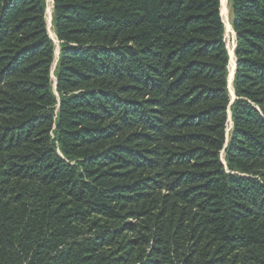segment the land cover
<instances>
[{"label":"trees","instance_id":"trees-1","mask_svg":"<svg viewBox=\"0 0 264 264\" xmlns=\"http://www.w3.org/2000/svg\"><path fill=\"white\" fill-rule=\"evenodd\" d=\"M229 3L232 103L220 0H52L55 88L47 0H0V264H264V0Z\"/></svg>","mask_w":264,"mask_h":264},{"label":"rangeland","instance_id":"rangeland-1","mask_svg":"<svg viewBox=\"0 0 264 264\" xmlns=\"http://www.w3.org/2000/svg\"><path fill=\"white\" fill-rule=\"evenodd\" d=\"M230 8H231V5L229 3V0H221L220 1V7H219V10H220V15H221V18L225 21V22H228L231 26V23H230ZM49 16V17H48ZM47 18H46V29H47V33L51 32L50 29L52 30L53 32V27H52V13L50 15H48ZM226 17V18H225ZM224 40H225V44H226V47H227V50H228V53H231V48L233 47V44L235 43V32H234V35L232 34V32L228 29V27H226L225 23H224ZM232 28V27H231ZM52 38V37H51ZM53 41H54V44H55V48H57L58 50V53H59V41L57 40L55 34H54V38H52ZM57 45V47H56ZM235 45V44H234ZM235 48V46H234ZM230 50V51H229ZM54 61H53V64H52V70H51V78H52V86L53 88H55V84H56V81H55V76L53 74V70L55 68V64H56V61H57V51L55 49V54H54ZM230 57V66H231V56ZM228 68H229V65H228ZM231 68V67H230ZM233 78V77H232ZM233 81V79H232ZM230 93V92H229ZM233 97V95L231 96V98ZM231 128H232V121H231V125L230 123H227L226 125V136L228 137L230 131H231ZM223 151H222V158H223Z\"/></svg>","mask_w":264,"mask_h":264},{"label":"bare ground","instance_id":"bare-ground-1","mask_svg":"<svg viewBox=\"0 0 264 264\" xmlns=\"http://www.w3.org/2000/svg\"><path fill=\"white\" fill-rule=\"evenodd\" d=\"M221 1V0H220ZM52 7H53V4H52V0H47V9H46V18L48 15H50L52 12ZM49 17V16H48ZM226 18V17H225ZM223 22L225 23L226 27H228V29L232 32V34L234 35V31L233 29L231 28L230 24L228 22H225L223 20ZM51 32H49L48 34L50 35V37L54 38V34L52 32V30L50 29ZM235 44V43H234ZM233 44V47L231 48V53H230V56H231V68L229 69L228 71V90L230 92V96H232L233 94V88H232V76H233V72H234V62H235V57H234V54H233V50H234V45ZM57 47V45H56ZM56 51H57V48H56ZM228 123H230L231 125V121L229 119V116H228Z\"/></svg>","mask_w":264,"mask_h":264},{"label":"water","instance_id":"water-1","mask_svg":"<svg viewBox=\"0 0 264 264\" xmlns=\"http://www.w3.org/2000/svg\"><path fill=\"white\" fill-rule=\"evenodd\" d=\"M233 54H234V50H233ZM57 55H58V50H57ZM235 57V56H234ZM229 59H230V57H229ZM228 65H229V63H228ZM235 66H236V58H235V62H234V71H235ZM234 73V72H233ZM233 77V76H232ZM233 79V78H232ZM227 85H228V76H227ZM233 97L231 98V100H230V103H232L233 102V100H234V98H235V95H234V92H233ZM229 119H230V115H229Z\"/></svg>","mask_w":264,"mask_h":264}]
</instances>
